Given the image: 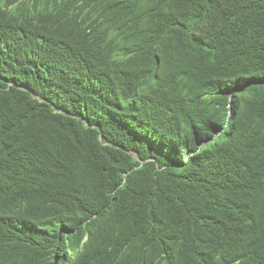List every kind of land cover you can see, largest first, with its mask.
Returning a JSON list of instances; mask_svg holds the SVG:
<instances>
[{
    "label": "trees",
    "instance_id": "16d2710c",
    "mask_svg": "<svg viewBox=\"0 0 264 264\" xmlns=\"http://www.w3.org/2000/svg\"><path fill=\"white\" fill-rule=\"evenodd\" d=\"M0 264H264V0H0Z\"/></svg>",
    "mask_w": 264,
    "mask_h": 264
},
{
    "label": "clouds",
    "instance_id": "9594fccd",
    "mask_svg": "<svg viewBox=\"0 0 264 264\" xmlns=\"http://www.w3.org/2000/svg\"><path fill=\"white\" fill-rule=\"evenodd\" d=\"M221 133H222V132H220V134H221ZM220 134H219V135H220Z\"/></svg>",
    "mask_w": 264,
    "mask_h": 264
}]
</instances>
